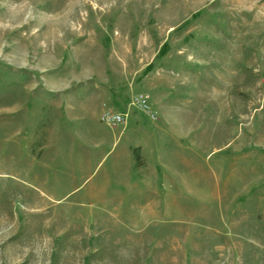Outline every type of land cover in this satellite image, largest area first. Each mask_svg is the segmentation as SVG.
Listing matches in <instances>:
<instances>
[{
  "label": "rangeland",
  "instance_id": "374dc122",
  "mask_svg": "<svg viewBox=\"0 0 264 264\" xmlns=\"http://www.w3.org/2000/svg\"><path fill=\"white\" fill-rule=\"evenodd\" d=\"M0 264H264V0H0Z\"/></svg>",
  "mask_w": 264,
  "mask_h": 264
},
{
  "label": "built area",
  "instance_id": "2783aa9c",
  "mask_svg": "<svg viewBox=\"0 0 264 264\" xmlns=\"http://www.w3.org/2000/svg\"><path fill=\"white\" fill-rule=\"evenodd\" d=\"M132 103L145 110L147 113L150 114L152 118H156L155 114L151 111L148 98L144 94H138L134 96ZM127 116L128 115L126 113L116 112L113 110H106L102 113L100 119L108 126H115L126 123Z\"/></svg>",
  "mask_w": 264,
  "mask_h": 264
},
{
  "label": "trees",
  "instance_id": "16d2710c",
  "mask_svg": "<svg viewBox=\"0 0 264 264\" xmlns=\"http://www.w3.org/2000/svg\"><path fill=\"white\" fill-rule=\"evenodd\" d=\"M137 150H138V148H135L134 149V153H135V157H136V159H137V164H138V162L141 160V156L139 155V154H137Z\"/></svg>",
  "mask_w": 264,
  "mask_h": 264
},
{
  "label": "crops",
  "instance_id": "0c3cea01",
  "mask_svg": "<svg viewBox=\"0 0 264 264\" xmlns=\"http://www.w3.org/2000/svg\"><path fill=\"white\" fill-rule=\"evenodd\" d=\"M101 118V117H100Z\"/></svg>",
  "mask_w": 264,
  "mask_h": 264
}]
</instances>
